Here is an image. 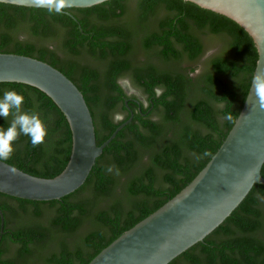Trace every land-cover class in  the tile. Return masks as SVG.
I'll return each mask as SVG.
<instances>
[{"label":"trees","instance_id":"1","mask_svg":"<svg viewBox=\"0 0 264 264\" xmlns=\"http://www.w3.org/2000/svg\"><path fill=\"white\" fill-rule=\"evenodd\" d=\"M0 53L63 73L83 95L97 145L133 114L75 192L48 202L0 194V264H88L174 197L227 136L257 61L239 25L183 0H109L60 13L0 3ZM122 79L145 97V107L131 102L136 96L126 94ZM10 89L23 95L22 110L38 115L47 135L33 146L20 134L12 155L0 160L53 178L70 156L68 124L37 89L0 83V96ZM12 119L0 118V128ZM170 264H264V186L254 185L218 228Z\"/></svg>","mask_w":264,"mask_h":264},{"label":"water","instance_id":"2","mask_svg":"<svg viewBox=\"0 0 264 264\" xmlns=\"http://www.w3.org/2000/svg\"><path fill=\"white\" fill-rule=\"evenodd\" d=\"M107 1L0 0V3L60 13L63 9L91 8ZM183 1L230 19L252 39L257 61L246 98L216 153L191 182L123 232L88 264H170L218 228L254 185L264 186L261 175L264 110L258 107L253 84L256 76L264 77V0ZM58 4L63 5L59 10ZM0 83L24 84L43 93L62 113L71 135L68 162L53 178L29 175L0 160V194L15 199L58 201L75 192L86 181L103 149L133 116L130 111V117L105 142L97 145L92 117L83 95L59 70L31 57L0 53ZM136 104L139 106L138 102ZM0 227L2 233L1 210Z\"/></svg>","mask_w":264,"mask_h":264},{"label":"clouds","instance_id":"3","mask_svg":"<svg viewBox=\"0 0 264 264\" xmlns=\"http://www.w3.org/2000/svg\"><path fill=\"white\" fill-rule=\"evenodd\" d=\"M61 7L63 5L58 4L57 10ZM253 84L258 98V107L264 110V77L256 76ZM23 103V95L15 89L6 90L0 96V118H7L10 114L13 116L6 129L0 128V159H7L12 155L14 141L20 134L28 136L33 146L41 144L47 135L42 120L36 114L23 111L21 107Z\"/></svg>","mask_w":264,"mask_h":264},{"label":"rangeland","instance_id":"4","mask_svg":"<svg viewBox=\"0 0 264 264\" xmlns=\"http://www.w3.org/2000/svg\"><path fill=\"white\" fill-rule=\"evenodd\" d=\"M211 53H212V51H208L206 56L210 55ZM120 84L124 88V91L126 92V94L134 95L136 97H140L144 101L141 93L138 90H136L132 85H130V83H128V81L126 79L121 80ZM116 119L119 120V119H121V117L116 116ZM19 220H20V222L25 223V221L27 220V216L19 218Z\"/></svg>","mask_w":264,"mask_h":264},{"label":"flooded vegetation","instance_id":"5","mask_svg":"<svg viewBox=\"0 0 264 264\" xmlns=\"http://www.w3.org/2000/svg\"><path fill=\"white\" fill-rule=\"evenodd\" d=\"M123 80V79H122ZM127 80V79H126ZM120 81L121 80H119V84H120ZM128 81V83H130L129 82V80H127ZM121 85V84H120ZM130 85H131V83H130ZM122 87V86H121ZM123 88V87H122ZM124 89V88H123ZM156 94H157V91H156ZM128 95V94H127ZM142 98L144 99V101L140 98V97H136V99H131V102L132 103H136V102H138L139 104H143V106L145 107L146 105H147V102H146V99H145V97L144 96H142ZM8 200V199H7ZM8 201H11V200H8ZM13 206H16V204H14ZM11 212H12V208H10V209H8V211H6L5 212V216H9L10 214H11ZM4 215V214H3Z\"/></svg>","mask_w":264,"mask_h":264}]
</instances>
